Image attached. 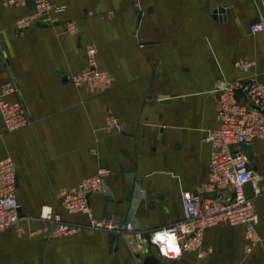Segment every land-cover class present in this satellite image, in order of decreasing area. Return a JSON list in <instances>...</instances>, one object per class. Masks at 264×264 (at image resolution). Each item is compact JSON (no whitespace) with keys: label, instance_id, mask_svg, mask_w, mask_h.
I'll list each match as a JSON object with an SVG mask.
<instances>
[{"label":"crops","instance_id":"1","mask_svg":"<svg viewBox=\"0 0 264 264\" xmlns=\"http://www.w3.org/2000/svg\"><path fill=\"white\" fill-rule=\"evenodd\" d=\"M51 21L19 32L18 19L33 6L0 0V96L16 82L31 124L7 131L0 115V160L16 173V199L23 219L0 234V264H141L146 243L184 219L182 193L206 195L211 146L203 141L219 125L215 88L233 81L264 85V32L249 26L264 19L260 0H48ZM55 8H62L57 12ZM74 23L75 31L66 26ZM96 50V68L109 86L73 85ZM246 62V69L236 66ZM238 98L244 100L243 94ZM14 101L15 96L5 97ZM115 119L124 131L107 129ZM256 179L245 186L258 212L264 240V140H253ZM107 170L113 194L102 218L103 195L90 198L89 213H68L58 194ZM141 180L144 196L133 214L138 231L95 229L90 220L123 225L131 190L126 174ZM52 209L77 226L48 235L40 215ZM203 258L186 253L177 264H264V241L254 246L242 226L219 224L204 234ZM146 256H157L154 247ZM162 264H167L160 260Z\"/></svg>","mask_w":264,"mask_h":264},{"label":"built area","instance_id":"2","mask_svg":"<svg viewBox=\"0 0 264 264\" xmlns=\"http://www.w3.org/2000/svg\"><path fill=\"white\" fill-rule=\"evenodd\" d=\"M32 1L31 12L18 19L16 29L23 32L34 25L51 21L53 6L48 0H2L3 5L25 6ZM264 4V0H260ZM60 12L62 8H55ZM67 32H74V23L66 26ZM252 33L264 32V19L249 26ZM96 50L93 46L86 49L85 57L88 68L69 78L75 85L93 84L109 86L112 77L109 73L96 68ZM236 66L246 69L249 64L239 62ZM217 92L216 115L217 128L211 130L203 141L211 146L209 178L206 195L187 191L182 193L184 219L151 235L157 256L163 262L179 260L186 253H196L203 258L204 234L219 225L242 226L244 238L254 246L261 241L257 225L258 212L253 198L245 194V186L256 179L251 161L245 155L242 146L253 140H264V85L252 80L233 81L215 88ZM242 93L244 100L238 98ZM12 95L16 99L7 101ZM0 115L7 131H14L29 126L31 119L24 105L15 81L5 83L0 96ZM107 129L121 131L115 119L107 122ZM101 169L97 174L83 180L77 186L62 190L58 197L62 199L65 210L71 214L89 213L88 196L100 191L107 175ZM20 204L16 199V173L12 160H0V234L12 227H18L23 219ZM40 218L49 223L48 235L60 237L76 231L77 226L63 223L52 209H44ZM90 226L95 229L114 230L117 233L129 232L130 225H115L91 219ZM139 235V234H138Z\"/></svg>","mask_w":264,"mask_h":264},{"label":"water","instance_id":"3","mask_svg":"<svg viewBox=\"0 0 264 264\" xmlns=\"http://www.w3.org/2000/svg\"><path fill=\"white\" fill-rule=\"evenodd\" d=\"M29 5L33 6L32 1H28ZM121 131H124V126H122ZM242 149L245 153V155L247 156L249 161H252V150L249 144H245L242 146ZM125 181L126 182H131L132 183V188L131 190L127 191L124 198L116 201L117 204H123L124 202L129 203L128 205V212L126 214V218H125V222L123 224L124 228H126L127 225H130L131 228L134 231H138L139 230V223L137 220H134L133 218V214L135 212V209L137 208V205L139 204V202L141 200H145V201H150V200H155L157 198H159V196H144L141 190V184L142 181L141 180H136L134 174H126L125 175ZM103 195L104 197V201L102 203V218H106L107 217V206L109 203H114L115 200L113 198V194L110 192V190L106 187V185L102 184V188L100 191H97L95 193H92L88 196V203H89V207H91L90 204V198L93 195ZM139 237L145 241V243L147 244L145 249L141 250V253L138 254L136 256V258L141 259L142 256H145L142 259L141 264H162L161 261L156 257V256H146L149 251H150V247H154V245H152L151 243V235L148 232H140L139 233ZM167 264H177L176 261L174 260H168Z\"/></svg>","mask_w":264,"mask_h":264},{"label":"bare ground","instance_id":"4","mask_svg":"<svg viewBox=\"0 0 264 264\" xmlns=\"http://www.w3.org/2000/svg\"><path fill=\"white\" fill-rule=\"evenodd\" d=\"M46 210H48V209H46Z\"/></svg>","mask_w":264,"mask_h":264}]
</instances>
